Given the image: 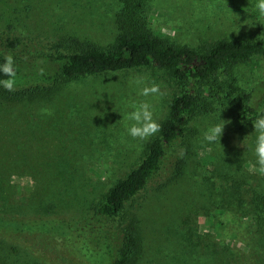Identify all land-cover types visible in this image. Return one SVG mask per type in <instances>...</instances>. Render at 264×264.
Listing matches in <instances>:
<instances>
[{"label": "rangeland", "instance_id": "1", "mask_svg": "<svg viewBox=\"0 0 264 264\" xmlns=\"http://www.w3.org/2000/svg\"><path fill=\"white\" fill-rule=\"evenodd\" d=\"M254 4L144 0L143 9L154 34L199 47L223 38H264V18ZM121 7L120 0H0V57L12 55L15 61L53 53L55 43L72 37L107 46L118 33ZM13 37L22 41L19 50L6 45ZM221 69L233 73L240 89L264 85V55ZM138 75L159 84L165 95H139L130 83ZM227 78L218 74L225 88ZM16 81L15 89L40 85L44 90L15 101L0 97V208L8 204L17 217L28 219L92 212L158 134L147 140L128 134L131 105L151 103L153 119L161 124L172 97L187 88L199 92L200 108L183 118L185 133L171 142L158 171L107 225L120 230L127 216L137 218L142 251L135 264H264V211L257 202L264 195V176L252 169L253 124H246L244 133L238 129V108L212 78L178 81L164 69L144 66L69 80ZM259 99L258 116L264 114V92ZM221 120L231 123L220 142H204V131ZM226 161L229 171L222 172L219 166ZM15 233L0 237L5 264H82L79 252L39 237L36 230Z\"/></svg>", "mask_w": 264, "mask_h": 264}, {"label": "trees", "instance_id": "2", "mask_svg": "<svg viewBox=\"0 0 264 264\" xmlns=\"http://www.w3.org/2000/svg\"><path fill=\"white\" fill-rule=\"evenodd\" d=\"M120 2L122 7L116 15L119 30L110 44L102 46L73 37L64 39L53 45V53L32 55L27 59L17 58L14 61L15 78L52 80L62 77L69 80L144 66L164 69L178 81H204L212 78L223 98L233 101L238 108L236 124L242 133L246 132L247 129L243 130L246 124L258 117L256 105L264 92V85L257 83L249 90L240 89L235 85L233 73L224 72L221 68L255 55H264V38H223L199 47L177 44L149 29L143 9L144 0ZM5 42L13 50H19L22 46L18 37L7 38ZM62 49H68L69 52H61ZM2 62L0 57V63ZM218 74H226L228 77L226 88L221 85ZM3 78L0 76V79ZM43 90L40 85L13 91L0 86V97L15 101L36 97ZM199 100V92L195 93L187 88L172 97L167 115L160 124L161 131L151 140L141 160L102 195L92 212L69 218L47 216L28 219L24 215L17 217L15 209L5 204L0 208V237L5 238L7 231L22 236L36 230L39 237L48 238L79 252L82 264H135L142 251L137 218L127 216V221L122 218L124 222L121 223L120 230L114 226L109 228L108 221L122 214L125 202L139 193L158 171L171 142L185 133L183 118L194 115L200 108ZM204 107L205 105L203 109ZM228 164L226 161L219 166L222 172L229 171ZM257 202L264 211V195L259 196ZM15 250L12 248L10 253ZM0 264H5L1 258Z\"/></svg>", "mask_w": 264, "mask_h": 264}, {"label": "clouds", "instance_id": "3", "mask_svg": "<svg viewBox=\"0 0 264 264\" xmlns=\"http://www.w3.org/2000/svg\"><path fill=\"white\" fill-rule=\"evenodd\" d=\"M254 11L258 13L260 18H264V0H255ZM245 24H247L244 21ZM264 25V24H261ZM0 86L7 91H13L16 87V71L14 59L12 55H6L2 63H0ZM138 90L139 95L144 97H155L157 99L163 97L165 92L161 90V86L155 82H148L147 76H135L130 80ZM133 109L127 114V120L132 123L128 126V134L133 139L147 140L161 131V125L153 119V105L147 101L133 103ZM231 121L221 120V123L208 127L203 133V141L209 144L220 142L223 135L225 125ZM253 133L255 134V145L253 154L255 156V164L252 169L259 175L264 176V114L259 115L253 122ZM245 139V138H244ZM244 140L241 145L243 146Z\"/></svg>", "mask_w": 264, "mask_h": 264}]
</instances>
